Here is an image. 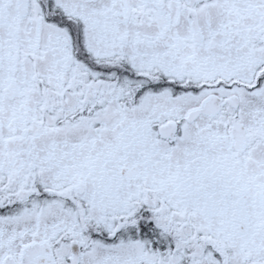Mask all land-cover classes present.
<instances>
[{"label": "snow or ice", "instance_id": "1", "mask_svg": "<svg viewBox=\"0 0 264 264\" xmlns=\"http://www.w3.org/2000/svg\"><path fill=\"white\" fill-rule=\"evenodd\" d=\"M0 264H264V0H0Z\"/></svg>", "mask_w": 264, "mask_h": 264}]
</instances>
